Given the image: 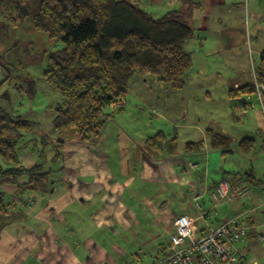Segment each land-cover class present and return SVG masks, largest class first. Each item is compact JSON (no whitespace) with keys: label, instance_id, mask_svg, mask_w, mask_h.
<instances>
[{"label":"crops","instance_id":"obj_1","mask_svg":"<svg viewBox=\"0 0 264 264\" xmlns=\"http://www.w3.org/2000/svg\"><path fill=\"white\" fill-rule=\"evenodd\" d=\"M126 1L150 15L147 10L164 12L176 7L172 11L182 5L180 0ZM192 1L198 5L192 17L195 30L206 32L211 24L221 26L224 44L220 46L233 51L229 55L230 63L247 67L249 46L253 66L258 62L260 67L264 58L263 0H247L246 3L245 0ZM195 21H199L198 29ZM203 40L198 36L200 44ZM208 41L209 37H206L205 42ZM240 46L242 51L238 50ZM141 77L147 81V75ZM252 84L248 79H236L230 82L226 92L230 94L234 89ZM207 94H210L209 90ZM247 104L246 100L242 106ZM117 125L115 135L119 138L112 142L104 139L109 126L95 143H83L73 134L60 138L58 142L65 144L58 160L54 159L57 143L45 142L53 149L47 159L54 167L44 166L55 172L52 191L46 195L26 194L20 202L15 194L16 187L8 188L9 198L16 202L11 207L12 213L20 211L21 214H17L19 218L0 232V264H153L170 252L174 223L182 215L196 219L200 235L237 219L249 231L247 240L240 247L241 250L243 247L248 249V252L242 250L243 254L249 257L251 252L259 251L260 244L264 243V211L261 217L254 213L264 209V171L256 175L251 169L252 162L244 163L245 170H250L254 176L251 182L248 174L245 179L243 173L225 158L223 163L229 165L224 166L228 169L223 174H232V183L243 184L249 193L241 198L243 200L234 198L217 203L212 200V194L220 181L228 179L224 175L213 179L210 184L209 174L202 168L205 160L219 157L212 154L214 150L211 148H215L209 137L202 139L205 142L203 153H186L184 145L173 155L166 152L159 157L146 148V140L154 136L156 129L152 133L137 130L133 134L130 132L135 128ZM258 134L261 138L259 155L264 156V129H259ZM251 136L250 133L240 138L255 139L256 146V138ZM173 140L178 148L177 140ZM240 141L237 139L234 143L240 144ZM25 143L19 144L26 145L20 150L24 153L31 149V144ZM118 143L124 148L116 158L110 154L109 148L117 147ZM132 144H144L150 155L134 156L130 148ZM228 153L233 156L236 149L231 146ZM20 160L26 168L41 164V158L36 154H25ZM60 163L62 166L57 167ZM249 182L262 187L261 190L252 191ZM217 209L220 213L213 214ZM203 213H208L206 219ZM200 222H204L203 228ZM250 261L258 262L256 259Z\"/></svg>","mask_w":264,"mask_h":264},{"label":"trees","instance_id":"obj_2","mask_svg":"<svg viewBox=\"0 0 264 264\" xmlns=\"http://www.w3.org/2000/svg\"><path fill=\"white\" fill-rule=\"evenodd\" d=\"M180 1V9L155 18L126 0H0V27H16L31 17L37 31L63 44L49 57L45 72L47 82L61 95L52 126L83 143H95L115 115L123 113L134 75H152L175 90L185 87L193 62L185 46L195 36L192 17L198 5ZM255 76L264 85V58ZM256 92L253 83L230 91L229 96L238 105L239 98ZM107 108L112 113H106ZM37 126L0 110V232L21 214L12 213L16 202L6 203L3 186H15L20 202L26 194L46 195L53 187V170H46L44 164L26 168L19 157L18 151L26 146L20 142ZM207 134L212 147L224 154L230 151L228 137L213 129ZM175 143L160 132L146 140V148L154 156L173 155ZM64 144L57 142L55 160L61 158ZM239 147L248 154L255 149V139L243 138ZM204 149L203 141L185 145L186 153ZM248 175L252 182L254 176Z\"/></svg>","mask_w":264,"mask_h":264},{"label":"rangeland","instance_id":"obj_3","mask_svg":"<svg viewBox=\"0 0 264 264\" xmlns=\"http://www.w3.org/2000/svg\"><path fill=\"white\" fill-rule=\"evenodd\" d=\"M250 1L253 2V0ZM175 8H169L164 12L147 11L153 17L159 18ZM198 23L199 21L194 23L197 29ZM222 29L221 26L211 24L209 31L196 30L194 38L186 43L185 50L192 53L193 62L184 88L175 90L149 74L147 81L142 79L141 74L134 75L129 82L127 103L123 111L125 114L119 116L116 114L113 118L115 121L113 122L112 119L108 123L109 127L106 128L109 132L105 133L104 139L107 142L117 140L119 136L115 135L116 127L120 123L124 127L135 128L130 132L133 134L137 130L151 132L156 129V132H153L154 135L163 131L167 139L177 140V149L180 151L188 142L202 141L204 137L207 139L208 129H213V132L228 137L230 141L233 140L231 146L236 149V154L232 156L227 152L223 156L222 149L211 148L214 150L212 154L215 153L219 157L205 160L202 165V168L209 174L210 184L213 183V179H220L224 175L232 182V174H223L228 169L224 166L229 165L230 162L235 165L238 172L243 173L245 179L250 171L247 172L243 166L246 162H252L251 169H254L256 175L262 173L264 156L259 155L261 138L258 134L259 129H264L262 103L257 95L253 94L248 98H239L238 105H231L233 101L230 102L229 93L226 92L230 82L236 79H248L250 83H255V69L258 68V62L253 66L248 46L247 67L232 65L229 55L233 51L220 46L224 44ZM198 36L204 39L201 44L197 41ZM206 37H209L207 43L205 42ZM254 43L256 44V41ZM62 48V43H57L46 34L37 31L31 17L16 27L9 25L5 28L0 27V110L38 124L25 139V142L33 141L31 143L33 151L30 149L25 153L18 152L20 157L25 154H36L41 158L40 163L46 168L54 166L52 161L47 159L53 149L45 142L56 144L60 138L72 134L53 129L55 108L61 102V95L47 82L45 77L49 57ZM238 50L242 51V46ZM208 90L210 94H207ZM240 99L248 101L246 107L239 103ZM112 110V108H107L106 113H112ZM250 133L251 137L256 138V146L247 155L241 151L239 143L235 144L234 141L237 139L240 141L243 139L240 137L250 135ZM123 148L118 143L117 147H110L109 152L117 158L123 152ZM130 148L134 156L139 158L150 155L144 144H132ZM225 158H228L229 163H223ZM1 163L5 168L8 167L5 163ZM56 166L61 167L62 163ZM249 187L252 191L262 188L251 182H249ZM8 188H15V186L1 188V191L6 193V203L12 200L9 198ZM263 211L264 209L258 210L254 214L261 217ZM216 212L220 213L219 209L212 213L216 214ZM200 225L203 228L204 222H200ZM242 250L248 252L245 247ZM247 258L256 259L260 264H264V243L260 244L257 253L251 252Z\"/></svg>","mask_w":264,"mask_h":264},{"label":"built area","instance_id":"obj_4","mask_svg":"<svg viewBox=\"0 0 264 264\" xmlns=\"http://www.w3.org/2000/svg\"><path fill=\"white\" fill-rule=\"evenodd\" d=\"M254 84L257 98L264 109V85L258 84L257 79ZM248 193L249 189L243 184L223 180L218 184L213 200L220 203L234 198L241 199ZM195 200L200 209L198 198ZM207 214L203 213L204 219ZM174 225L170 252L153 264H259L250 261L240 248L247 240L249 231L237 219L232 223H222L201 235L197 231L196 219L189 215L178 217Z\"/></svg>","mask_w":264,"mask_h":264},{"label":"water","instance_id":"obj_5","mask_svg":"<svg viewBox=\"0 0 264 264\" xmlns=\"http://www.w3.org/2000/svg\"><path fill=\"white\" fill-rule=\"evenodd\" d=\"M245 101H246V99H240V100H239V103H240V104H243ZM51 191H52V190H51Z\"/></svg>","mask_w":264,"mask_h":264}]
</instances>
